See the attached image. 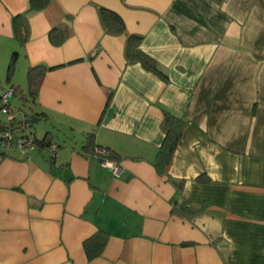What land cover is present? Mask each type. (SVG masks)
<instances>
[{
  "label": "crops",
  "instance_id": "obj_1",
  "mask_svg": "<svg viewBox=\"0 0 264 264\" xmlns=\"http://www.w3.org/2000/svg\"><path fill=\"white\" fill-rule=\"evenodd\" d=\"M100 7L142 38L165 81L126 62ZM27 9L0 0V60L17 52L14 74L22 59L56 67L34 110L62 147L53 162L0 148V264H264V0H52L27 13L21 46L12 19ZM165 112L185 125L160 175ZM87 133L122 158L118 176L80 154ZM97 231L109 237L89 261Z\"/></svg>",
  "mask_w": 264,
  "mask_h": 264
},
{
  "label": "trees",
  "instance_id": "obj_2",
  "mask_svg": "<svg viewBox=\"0 0 264 264\" xmlns=\"http://www.w3.org/2000/svg\"><path fill=\"white\" fill-rule=\"evenodd\" d=\"M51 2L52 0H28L27 11L24 14H18L13 17L12 22L14 33L21 46L25 44L26 39L27 13H40L44 11ZM98 14L102 29L106 35L125 37L124 57L128 64H139L144 70L153 73L161 80L165 81L167 79L166 75L158 68L155 61L144 54L140 49L142 38L138 35H127L125 33L124 22L120 16L103 7L98 9ZM66 38L67 34L64 33L62 27H56L49 33V41L55 47L61 46ZM17 56V52H13L11 55L8 68V79L13 73ZM55 68L56 67L47 68L44 65L29 67L27 70L26 91H24L20 86L10 85L8 88L13 93L12 97H18L22 104L25 103L28 105L29 112H24L21 109L18 110L19 113L23 114V119H26L31 115L45 119L46 115L35 111L34 108L37 106L36 99L38 97L39 88L42 84L45 73L47 71L54 70ZM8 81L10 82V80ZM3 90L5 89L0 88V114L7 117V119L6 121L0 120V148L3 149L1 158H4L5 156L9 157V155L13 152L22 153L21 149L25 148L27 143L31 140V144L34 145L36 149L46 150L50 156L49 161L53 162L55 158L54 155H56L59 147L62 146L53 142L51 136L53 134L50 131L45 132L41 139H37L34 134L28 132V129L33 127L34 124L27 126L18 124L21 120H18L13 116L14 111L10 104L11 99L6 105L8 114H3V106L1 104V91ZM184 125V119L165 112L162 120L164 138L157 151L156 159L153 162V167L158 174H165L168 166L170 165L173 154L180 141ZM20 141L22 144H20ZM53 146L55 147L54 151H51ZM79 152L84 156H88L89 154L96 156L100 162L109 161L118 163L122 159L113 150L97 146L94 141L93 133L85 134ZM197 181L206 185L209 183V178L203 174L197 178ZM175 185L177 186L178 192H181L182 182H176ZM108 237L109 235L106 232L97 231L94 235L84 240L83 249L87 260L90 261L102 255L106 247Z\"/></svg>",
  "mask_w": 264,
  "mask_h": 264
},
{
  "label": "rangeland",
  "instance_id": "obj_3",
  "mask_svg": "<svg viewBox=\"0 0 264 264\" xmlns=\"http://www.w3.org/2000/svg\"><path fill=\"white\" fill-rule=\"evenodd\" d=\"M12 53L13 52H11L9 57L7 56V59H5V61L3 60L2 62V60H0V88H3L6 90L10 87V85H14V86H20L24 91H26L27 89V76H26L27 67L25 63L23 62V59L17 65L18 66L17 72L15 74L13 70L14 78L12 79V74H11V76L8 79V75H9L8 68H9V63H10ZM8 80H10V82ZM10 104L14 111L13 116L18 120H23V114L19 113L18 110L21 109L24 112H29L28 105L25 103L22 104V102L19 100L18 97L17 98L12 97L10 100ZM6 119L7 117L0 114V120L6 121ZM48 125L49 124H47V121L41 120L40 122L35 123L33 127L29 128L28 132L34 134L37 139H41L44 133L46 132V130H50L53 135L57 134V132H55L54 129L49 128ZM75 132H77V135H75V140L78 141L80 139L79 130H75ZM60 140L59 141L62 143L63 139H60ZM54 142H56V140Z\"/></svg>",
  "mask_w": 264,
  "mask_h": 264
},
{
  "label": "built area",
  "instance_id": "obj_4",
  "mask_svg": "<svg viewBox=\"0 0 264 264\" xmlns=\"http://www.w3.org/2000/svg\"><path fill=\"white\" fill-rule=\"evenodd\" d=\"M12 94H13L12 91L9 89L1 91V104L3 106V109H2L3 114H8V111H7L8 109H7L6 105L8 104L9 100L11 99ZM30 141L27 143V146L25 148L21 149L22 154H24V155L30 154L32 151H34L36 149L35 146L31 144ZM20 144H22L21 141H20ZM54 148L55 147L53 146L51 151H54ZM54 156H56V155H54ZM101 163L105 168H110V170H112L114 175L118 176L120 174L121 170L115 163L109 162V161H104Z\"/></svg>",
  "mask_w": 264,
  "mask_h": 264
},
{
  "label": "water",
  "instance_id": "obj_5",
  "mask_svg": "<svg viewBox=\"0 0 264 264\" xmlns=\"http://www.w3.org/2000/svg\"><path fill=\"white\" fill-rule=\"evenodd\" d=\"M41 121V118L35 115H31L26 119H23L21 121L18 122V124H22V125H33L35 123H38Z\"/></svg>",
  "mask_w": 264,
  "mask_h": 264
}]
</instances>
